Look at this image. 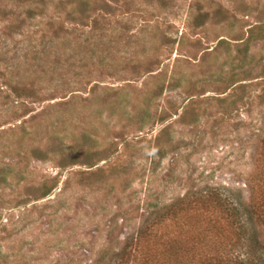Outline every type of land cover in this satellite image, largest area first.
I'll return each instance as SVG.
<instances>
[{
    "label": "rangeland",
    "instance_id": "374dc122",
    "mask_svg": "<svg viewBox=\"0 0 264 264\" xmlns=\"http://www.w3.org/2000/svg\"><path fill=\"white\" fill-rule=\"evenodd\" d=\"M173 206L264 264V0H0V264H96Z\"/></svg>",
    "mask_w": 264,
    "mask_h": 264
},
{
    "label": "trees",
    "instance_id": "16d2710c",
    "mask_svg": "<svg viewBox=\"0 0 264 264\" xmlns=\"http://www.w3.org/2000/svg\"><path fill=\"white\" fill-rule=\"evenodd\" d=\"M209 206L202 208L203 211ZM188 209L183 206L178 209L175 206L165 208L166 211H162L155 220V228L159 230L161 227L160 230H163L169 224V232H142L137 237L139 239L134 250L128 246L119 251L109 247L96 264H234L215 252L226 248L223 244L224 234L213 226L207 231L199 217L186 216ZM246 210L249 211L248 206Z\"/></svg>",
    "mask_w": 264,
    "mask_h": 264
}]
</instances>
